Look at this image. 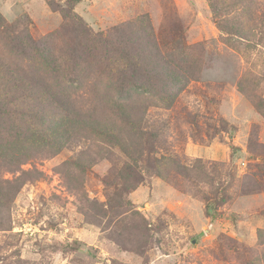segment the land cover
<instances>
[{
  "label": "rangeland",
  "instance_id": "rangeland-1",
  "mask_svg": "<svg viewBox=\"0 0 264 264\" xmlns=\"http://www.w3.org/2000/svg\"><path fill=\"white\" fill-rule=\"evenodd\" d=\"M67 1L55 12L47 0H0L3 73L66 87L59 99L92 109L116 74L75 68L70 55L148 16L160 51L183 55L193 74L170 105L148 108L129 153L80 138L23 164L42 176L11 205L0 264H264V0L251 18L238 12L247 39L217 27L211 0H80L73 14ZM29 39L67 56L56 79L15 49Z\"/></svg>",
  "mask_w": 264,
  "mask_h": 264
},
{
  "label": "trees",
  "instance_id": "trees-1",
  "mask_svg": "<svg viewBox=\"0 0 264 264\" xmlns=\"http://www.w3.org/2000/svg\"><path fill=\"white\" fill-rule=\"evenodd\" d=\"M79 2L68 0V12L73 14ZM47 3L55 12L62 9L55 0ZM210 3L215 24L221 31L247 39L248 31L238 12L244 9L251 18L252 0H211ZM27 42L29 45L20 42L14 47L30 49L27 53L41 58L45 70L56 79L68 62L67 56H54V49L46 44L40 49L31 39ZM81 47L70 55L75 68H80L79 62L83 60L99 65L108 75L112 71L116 74L113 92L105 91L101 96L95 93L92 109L59 99L57 96H62L66 87L59 94L46 81L25 79L0 70V230L10 226L11 205L26 182L42 176L38 170L22 171L23 164L54 156L80 138L126 148L129 153V146L135 148L143 137L148 108L157 101L170 105L193 74L183 55L160 51L148 16L116 26L108 36L84 41ZM69 50L62 52L67 55ZM100 50L102 53L98 54ZM134 156L129 155L133 161ZM93 158L90 156L88 160ZM4 172L20 175L4 179Z\"/></svg>",
  "mask_w": 264,
  "mask_h": 264
}]
</instances>
